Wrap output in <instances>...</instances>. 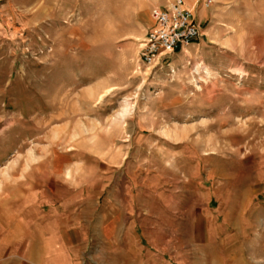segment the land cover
<instances>
[{
  "label": "rangeland",
  "instance_id": "374dc122",
  "mask_svg": "<svg viewBox=\"0 0 264 264\" xmlns=\"http://www.w3.org/2000/svg\"><path fill=\"white\" fill-rule=\"evenodd\" d=\"M164 3L0 0L3 264L41 219L80 244L81 258H106L118 204L112 231H124L132 257L162 246L166 229L173 258L203 241L210 258L219 200H243L252 180L264 199V0H212L202 17L195 9L198 44L145 65L151 9ZM202 176L205 218L195 209ZM184 188L189 218L164 210Z\"/></svg>",
  "mask_w": 264,
  "mask_h": 264
},
{
  "label": "crops",
  "instance_id": "0c3cea01",
  "mask_svg": "<svg viewBox=\"0 0 264 264\" xmlns=\"http://www.w3.org/2000/svg\"><path fill=\"white\" fill-rule=\"evenodd\" d=\"M163 2L165 1L163 0ZM204 2L203 0H185V5L194 13L196 9L202 17L203 15L207 16L206 7L209 6ZM195 182L197 187V193H195L197 195L196 214L205 218L206 212L209 211L204 203L205 179L202 176ZM251 182L253 185L246 191L243 200L236 199L232 203H224L219 200L217 207L213 208L212 215L223 218L222 222L224 223L221 224L220 232L211 234L210 242L212 244L215 241L213 243L215 247L213 256L210 258L201 251L204 241L193 245L192 248L189 243L182 244L180 252H177L180 253L179 257L173 258L170 234L166 229H163L165 243L162 246H158L156 241L149 242L148 247L140 246L139 255L141 256L132 257L130 249L125 244L124 231L118 227L116 234L112 231L111 224L116 222L115 218H120V212L123 210L122 205L118 204L115 211L117 215L114 214V211L111 212L109 216L113 219L103 232V238L105 236L106 240L104 241L106 258H101L100 261L81 258V252L78 249L79 243H76L79 245H74L67 241L65 235L58 228H46L43 219H41L40 225L28 228L26 246L23 250H16L18 256L12 261L14 264H264V199H261L258 194H253L258 192V189L254 187L258 186L259 181L252 180ZM179 184L181 185V182L177 183V185ZM185 185L187 186V181H185ZM181 191L182 189H180ZM187 194V189L183 190L182 196L175 200V205L165 204L164 210L172 211L175 207L176 211L182 209L181 217H192L193 214L187 213L183 206V202L188 199ZM236 210L239 213L235 212ZM108 212L107 209V214ZM237 214L240 218L239 222L233 220ZM155 216L173 217L174 214L169 212ZM154 239L156 240L157 237ZM4 249V245H0V255ZM144 251L147 252L146 255ZM109 254L112 256L116 254V256L110 258ZM3 262L0 259V264Z\"/></svg>",
  "mask_w": 264,
  "mask_h": 264
},
{
  "label": "built area",
  "instance_id": "2783aa9c",
  "mask_svg": "<svg viewBox=\"0 0 264 264\" xmlns=\"http://www.w3.org/2000/svg\"><path fill=\"white\" fill-rule=\"evenodd\" d=\"M200 1V0H199ZM212 0H207L209 5ZM154 20L140 46V61L145 65L165 62L178 50L198 44L203 35L201 22L185 0H165L151 9Z\"/></svg>",
  "mask_w": 264,
  "mask_h": 264
}]
</instances>
